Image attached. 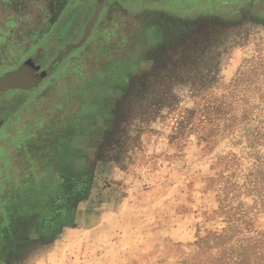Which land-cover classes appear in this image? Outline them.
<instances>
[{
  "label": "rangeland",
  "instance_id": "rangeland-1",
  "mask_svg": "<svg viewBox=\"0 0 264 264\" xmlns=\"http://www.w3.org/2000/svg\"><path fill=\"white\" fill-rule=\"evenodd\" d=\"M10 133L48 264H264V0H0Z\"/></svg>",
  "mask_w": 264,
  "mask_h": 264
},
{
  "label": "crops",
  "instance_id": "crops-1",
  "mask_svg": "<svg viewBox=\"0 0 264 264\" xmlns=\"http://www.w3.org/2000/svg\"><path fill=\"white\" fill-rule=\"evenodd\" d=\"M14 137L18 141L12 142V149H8L11 151V155L5 154V157L0 158V170L8 168L10 157L14 159L22 157L20 149L17 148L21 139L19 136L10 133L9 137L3 138V140L9 139L11 142ZM15 170L13 167V172ZM16 189V184L13 183L9 186L8 181L2 183L0 188V264H48L47 251L53 246L54 240L51 239L48 242L45 239L47 235L45 229H41L40 223L32 224L30 218L40 220L46 219L50 215L12 214L10 209H13L14 205H7L11 202V199L8 200V196L14 195ZM13 200L12 203L15 204Z\"/></svg>",
  "mask_w": 264,
  "mask_h": 264
}]
</instances>
